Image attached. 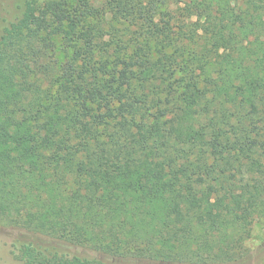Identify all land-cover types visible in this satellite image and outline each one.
<instances>
[{
  "label": "trees",
  "instance_id": "1",
  "mask_svg": "<svg viewBox=\"0 0 264 264\" xmlns=\"http://www.w3.org/2000/svg\"><path fill=\"white\" fill-rule=\"evenodd\" d=\"M264 0H0V226L16 264H264Z\"/></svg>",
  "mask_w": 264,
  "mask_h": 264
},
{
  "label": "rangeland",
  "instance_id": "2",
  "mask_svg": "<svg viewBox=\"0 0 264 264\" xmlns=\"http://www.w3.org/2000/svg\"><path fill=\"white\" fill-rule=\"evenodd\" d=\"M20 232L18 229L4 228L0 226V264H16L10 256V241ZM251 238L245 242L249 252L254 251L260 241L264 239V225L260 221L254 220L251 227ZM250 252V253H251ZM257 254L251 257L250 264H258Z\"/></svg>",
  "mask_w": 264,
  "mask_h": 264
}]
</instances>
